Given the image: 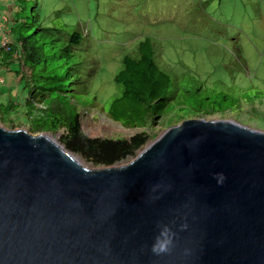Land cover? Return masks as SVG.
I'll return each mask as SVG.
<instances>
[{
	"label": "water",
	"instance_id": "water-1",
	"mask_svg": "<svg viewBox=\"0 0 264 264\" xmlns=\"http://www.w3.org/2000/svg\"><path fill=\"white\" fill-rule=\"evenodd\" d=\"M76 157L0 125V264H264V131L189 119L127 163Z\"/></svg>",
	"mask_w": 264,
	"mask_h": 264
},
{
	"label": "trees",
	"instance_id": "trees-1",
	"mask_svg": "<svg viewBox=\"0 0 264 264\" xmlns=\"http://www.w3.org/2000/svg\"><path fill=\"white\" fill-rule=\"evenodd\" d=\"M50 2L0 0V17L4 18L0 22V42L1 38L7 40V45L0 43V78L11 75L13 79L7 82V88L0 84V96L6 91L9 94L17 83L19 90H13L14 101L9 95L5 112L21 114L28 132L60 133L59 142L67 151L93 166H112L135 156L137 150L154 138L150 130L158 120H165L166 115L168 127L186 119L214 114L226 119L229 96L222 89L214 88L209 93L203 90L207 77L189 73L188 67L193 64L180 61L177 67L184 71L167 70L159 61L158 49L148 38L131 52L122 54L111 48L106 53L103 46L100 50L90 48L94 54L101 51V56L92 67L83 63L86 54L82 52L85 46L80 38L88 45L91 42H84L82 31L64 22H55L53 17L61 18L64 11L47 12L46 5ZM5 3L8 12L3 9ZM102 38L107 40L106 36ZM92 51L85 50L86 53ZM113 56L119 58L111 62L112 69L118 64L119 71L108 88L101 90L99 85L95 89L93 73L98 72L104 57ZM215 83L217 87L223 84L222 81ZM248 91L252 97H257L254 91L263 92L253 90L252 86ZM19 95H22L20 100L17 99ZM253 100L264 105V100ZM82 105L98 107L123 128L140 131L125 138L119 135L89 138L81 130ZM0 107L4 106L0 104ZM258 109L264 114L261 108ZM0 120L4 127L15 128L12 122Z\"/></svg>",
	"mask_w": 264,
	"mask_h": 264
},
{
	"label": "rangeland",
	"instance_id": "rangeland-1",
	"mask_svg": "<svg viewBox=\"0 0 264 264\" xmlns=\"http://www.w3.org/2000/svg\"><path fill=\"white\" fill-rule=\"evenodd\" d=\"M46 6L47 12L64 11L61 18L53 17L55 22H64L94 37L99 47L95 50L103 46L106 53L111 48L122 54L131 52L143 39H150L159 49V61L167 70L174 72L180 61L193 64L194 67H188V70L195 69L193 72L207 77L203 90L222 89L229 96L226 103L229 112L224 120L264 131V114L258 109L263 110L264 105L253 100H264V0H51ZM3 9L9 11L7 3ZM239 53L243 57L241 62L236 61ZM182 56L187 59L180 60ZM118 58H103L104 62L94 73L95 89L99 85L101 90L110 86L114 74L119 71V65L112 69L111 62ZM3 80L4 88L9 86L7 82L13 81L11 75H6ZM216 81H222L221 87L216 86ZM14 86L9 94L6 91L0 96V104L4 106L0 107V118L12 122L14 129H18L26 124L23 116L16 111L5 112L9 95L14 101L16 94L13 90H19L17 83ZM250 86L263 92L254 91L257 97H252L248 91ZM21 96L17 99L20 100ZM81 111V130L89 138H111L114 135L125 138L140 131L123 128L100 113L98 107L82 105ZM167 119L166 115L165 120L156 122L150 130L154 138L136 154L163 133L169 124ZM203 119L223 118L214 114ZM0 125L4 126L1 120ZM22 128L25 129V125ZM53 137L58 139V136ZM133 157L115 166L127 163ZM83 162L86 167H94Z\"/></svg>",
	"mask_w": 264,
	"mask_h": 264
},
{
	"label": "clouds",
	"instance_id": "clouds-1",
	"mask_svg": "<svg viewBox=\"0 0 264 264\" xmlns=\"http://www.w3.org/2000/svg\"><path fill=\"white\" fill-rule=\"evenodd\" d=\"M4 20V18L3 17H0V22L1 21H3ZM77 30V29H76ZM73 32H77V31H74L73 30ZM73 32H71V33H68V34H66V38L68 37V36H70ZM84 37H85V39H84V42H85V40H89L90 42H91V44H87L86 42L85 43H83V39L82 38H80V42H81V44L83 45V46H85V49H84V51H82L83 53H85L86 55L83 57V63H85V64H87L88 66H90V67H92L93 65H94V63H96V61L100 58V56H101V54L99 53V51H98V53L97 54H94V52L90 49V48H96V49H99V47H98V44H97V42H96V40H95V38L94 37H92V36H90L87 32H84V31H82V32H80ZM2 40H1V45L2 46H4L5 44L7 45V40H6V38L5 39H3V38H1ZM94 40V41H93ZM150 40V39H149ZM151 41V40H150ZM92 42H94L95 44H92ZM141 42V41H140ZM152 43V42H151ZM154 46V45H153ZM87 49V52H89V51H92V52H90V53H86L85 52V50ZM134 50V49H133ZM157 52H158V55H159V49L157 50ZM156 52V53H157ZM180 58H186V57H184V56H182V57H180ZM243 60V57H242V55L239 53L238 55H237V57H236V61H242ZM178 65V64H177ZM177 67V66H176ZM191 67H194V65H192ZM177 70H179L180 72H182V71H184L183 69H179V67H178V69ZM193 70H195V69H190V70H188V72L189 73H197L198 74V72H193ZM94 74V73H93ZM4 80H3V78H0V84H2L3 85V82ZM92 107V106H91ZM100 113H102V114H104L102 111L100 112ZM105 116H106V114H104ZM107 117V116H106ZM108 118V117H107ZM108 119H110V118H108ZM193 119H196V118H193ZM197 119H203V118H197ZM186 120H189V119H186ZM112 121V120H111ZM184 121V120H183ZM114 122V121H113ZM115 123H117V122H115ZM119 124V123H118ZM179 124V123H178ZM176 125V124H175ZM24 125H22L21 126V128H18V129H23L22 127H23ZM173 126V125H172ZM169 127H171V126H169ZM167 129V128H166ZM25 130L27 131V129H26V127H25ZM36 134H39V133H36ZM47 135H49V136H51V134H49V133H46ZM60 133H57L56 135H52L51 137H53V136H58V139H56V141H58L59 142V138H60ZM54 138V137H53ZM59 144H60V142H59ZM60 145H62V144H60ZM63 146V145H62ZM64 147V146H63ZM76 155V154H75ZM84 161V160H83ZM86 163H88V162H86ZM89 164H91V163H89ZM92 165V164H91ZM93 166V165H92ZM113 166V165H112ZM94 167H97V166H94ZM104 167H109V166H104ZM168 241H166V242H161V243H158L154 248H153V251L154 252H156L157 254H159V253H161V252H165V251H167L168 250Z\"/></svg>",
	"mask_w": 264,
	"mask_h": 264
},
{
	"label": "bare ground",
	"instance_id": "bare-ground-1",
	"mask_svg": "<svg viewBox=\"0 0 264 264\" xmlns=\"http://www.w3.org/2000/svg\"><path fill=\"white\" fill-rule=\"evenodd\" d=\"M49 138L53 139L51 136H49ZM75 159H76V161H77V162H79V163H80V164H81L83 167H85V168H88V169H89V167H86V166H85V164H84V162H83V161H81V160H80L78 157H76Z\"/></svg>",
	"mask_w": 264,
	"mask_h": 264
}]
</instances>
